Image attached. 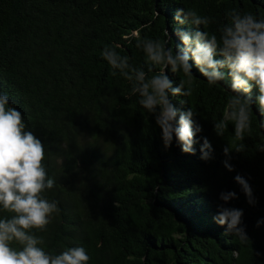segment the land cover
Instances as JSON below:
<instances>
[{"label":"trees","instance_id":"trees-1","mask_svg":"<svg viewBox=\"0 0 264 264\" xmlns=\"http://www.w3.org/2000/svg\"><path fill=\"white\" fill-rule=\"evenodd\" d=\"M182 8L213 18L205 30L217 39L232 9L264 19V0H0V92L45 144L44 165L56 181L42 195L60 211L46 231L34 230L51 254L81 245L88 264H264V222L256 226L264 221V115L256 88L248 94L250 130L238 141L227 83L208 85L195 67L191 78L167 69L173 87L191 79V96L171 97L202 127L195 154H187L175 139L164 148L154 116L130 95L132 83L101 56L111 47L147 71L138 40H165L167 30L173 47L181 43L177 31L197 30L174 21ZM220 121L227 127L217 136ZM202 137L214 150L209 161L200 158ZM240 143L245 149L229 154V172L223 148ZM237 174L250 184L254 205ZM229 191L237 198L221 201ZM220 206L243 210L249 241L214 221Z\"/></svg>","mask_w":264,"mask_h":264},{"label":"clouds","instance_id":"clouds-1","mask_svg":"<svg viewBox=\"0 0 264 264\" xmlns=\"http://www.w3.org/2000/svg\"><path fill=\"white\" fill-rule=\"evenodd\" d=\"M226 16L229 22L219 29L217 39L214 33L205 30L214 22L213 18L201 16L195 9H177L174 21L180 25L187 23L197 30L177 31L181 43L173 47L168 46L171 37L167 30L165 40H138L136 47L145 55L147 71L131 65L129 58L121 56L114 48L106 46L102 50V59L114 70L112 74L115 76L118 70L121 77L131 82L130 95L138 94L139 105L154 116L165 149L175 139L183 153L195 154V137L202 132L201 125L193 120V110L178 111L171 100L178 95L191 96V79L180 80L179 85L173 87L166 75L167 69L174 74L183 72L191 78L195 67L208 85L227 83L233 93L229 101V118L234 123L238 141L244 140L245 131L251 127L252 101L248 94L253 87L258 92L256 105L264 115V19L258 20L250 12L240 15L236 9L227 12ZM200 26L204 31L198 30ZM157 67L156 74L149 77L148 73ZM226 127L225 121L214 123L216 135L222 136ZM201 139L200 158L209 161L214 158L213 147L206 137ZM244 149L243 143L234 149L228 145L223 148L226 159L222 164L227 171H234L229 154ZM258 151L264 152V144ZM44 159L45 144L27 128L21 112L9 104L8 94L0 92V212L9 214L0 217V264H88L90 257L83 246L67 247L58 254H51L41 247L44 240L34 232L46 231L51 218L60 211L58 201L42 195L56 183L49 177ZM234 181L247 203L254 205L253 190L247 180L237 174ZM236 198L233 191L219 195L225 203ZM242 216V209L220 206L213 219L218 225H226L227 234L247 242L249 238L242 226ZM262 222L258 220L256 226Z\"/></svg>","mask_w":264,"mask_h":264}]
</instances>
